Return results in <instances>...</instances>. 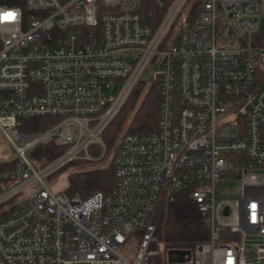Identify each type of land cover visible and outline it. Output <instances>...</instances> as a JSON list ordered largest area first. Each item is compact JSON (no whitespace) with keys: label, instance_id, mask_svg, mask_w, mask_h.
I'll return each mask as SVG.
<instances>
[{"label":"built area","instance_id":"1","mask_svg":"<svg viewBox=\"0 0 264 264\" xmlns=\"http://www.w3.org/2000/svg\"><path fill=\"white\" fill-rule=\"evenodd\" d=\"M151 1L0 0V135L14 154L0 264H157L156 209L181 194L208 231L193 264H264V0ZM150 64L156 125L118 136L109 191L46 184L106 154L101 134ZM37 117L52 121L18 129ZM47 144L63 150L36 168L28 151ZM227 179L236 196L217 194Z\"/></svg>","mask_w":264,"mask_h":264},{"label":"trees","instance_id":"2","mask_svg":"<svg viewBox=\"0 0 264 264\" xmlns=\"http://www.w3.org/2000/svg\"><path fill=\"white\" fill-rule=\"evenodd\" d=\"M152 4V1L149 0L151 8ZM157 115L156 86L151 84L146 90H143V83L138 82L117 116L102 134L105 135L110 131L107 141L116 144L115 139L125 128L126 132L132 133L152 131L156 125ZM51 121L52 119L49 117L21 118L17 126L18 129L24 131H40L46 128ZM62 150L63 148H58L53 144L39 145L34 148V156L31 159L36 164L42 165L54 159ZM104 157L105 155L102 159ZM76 161L78 165L85 163V160ZM13 164V160H0V173L12 168ZM66 180V188L57 192L78 195L83 198L95 192H108L113 181L111 159L105 165L70 173ZM153 223L157 240L156 246L159 249V254L155 258L157 264H193L188 256L182 262H175L170 260L167 254L170 250H184L192 253L197 243L208 240V231L203 226L200 213L187 194H181L172 202L161 200L156 209Z\"/></svg>","mask_w":264,"mask_h":264},{"label":"rangeland","instance_id":"3","mask_svg":"<svg viewBox=\"0 0 264 264\" xmlns=\"http://www.w3.org/2000/svg\"><path fill=\"white\" fill-rule=\"evenodd\" d=\"M260 29L264 30V17L261 20L260 24ZM157 65L156 64H150L146 70L142 73L140 79L145 83V84H151L153 82V72L156 70ZM143 84V90L147 89L149 86ZM128 121V120H127ZM126 132V128L121 132L124 133ZM110 135V131H108L105 135L101 134V138L106 145V154L104 159L100 158L99 160L96 161H85L83 165H78L77 161L68 164L67 166L63 167L56 173L52 174L49 177H46L44 181L46 184L53 186L56 191H62L64 190L65 184H66V179L67 175L73 172H78V171H86L92 167L96 166H102L107 164L111 157L113 150L115 149L116 145L114 142H109L107 141L108 136ZM116 140V139H115ZM33 150L28 151V158L29 160L34 163L35 162L31 159L32 156H34ZM90 154L93 157H100L102 155V150H100L96 145H92L90 147ZM14 157L12 148L8 143L5 141V139L0 135V160L2 161H11ZM47 163H43L42 165H38L36 168H41L44 167ZM36 166V165H35ZM10 169V168H9ZM8 170V169H6ZM4 170V171H6ZM238 187V182L236 180H224L216 183V192L220 196H236V189ZM155 261V260H154ZM156 262V261H155Z\"/></svg>","mask_w":264,"mask_h":264},{"label":"water","instance_id":"4","mask_svg":"<svg viewBox=\"0 0 264 264\" xmlns=\"http://www.w3.org/2000/svg\"><path fill=\"white\" fill-rule=\"evenodd\" d=\"M189 251L184 250H170L167 254L168 258L170 260H173L175 262H182L185 258V256L189 255ZM175 255V259H172V256Z\"/></svg>","mask_w":264,"mask_h":264},{"label":"snow or ice","instance_id":"5","mask_svg":"<svg viewBox=\"0 0 264 264\" xmlns=\"http://www.w3.org/2000/svg\"><path fill=\"white\" fill-rule=\"evenodd\" d=\"M7 15H8L9 17H14L15 14H14V13H8Z\"/></svg>","mask_w":264,"mask_h":264},{"label":"flooded vegetation","instance_id":"6","mask_svg":"<svg viewBox=\"0 0 264 264\" xmlns=\"http://www.w3.org/2000/svg\"><path fill=\"white\" fill-rule=\"evenodd\" d=\"M172 257H173V259H175V255H173Z\"/></svg>","mask_w":264,"mask_h":264}]
</instances>
